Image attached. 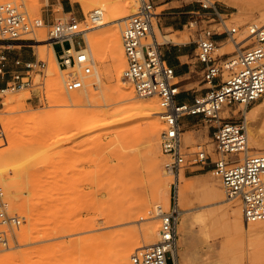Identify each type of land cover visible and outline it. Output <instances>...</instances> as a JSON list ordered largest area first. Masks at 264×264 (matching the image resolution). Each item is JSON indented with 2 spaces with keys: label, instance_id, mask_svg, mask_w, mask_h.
<instances>
[{
  "label": "rangeland",
  "instance_id": "obj_1",
  "mask_svg": "<svg viewBox=\"0 0 264 264\" xmlns=\"http://www.w3.org/2000/svg\"><path fill=\"white\" fill-rule=\"evenodd\" d=\"M23 1L31 17L44 19L40 26L34 28V33L29 34L37 40L38 38L43 40H33L31 46L18 51L26 59L42 57L47 60L49 45L46 39L49 26L54 18L69 17L70 14L65 13L64 9H67L70 3L73 5V13L80 20H88L90 12L99 8L86 10L80 2L74 0H48V2L38 0L39 10L32 11L30 8L32 0ZM122 1H130L131 12L136 8L137 0ZM217 1L223 16L228 17L226 21L228 27H240L236 34L237 40L246 35L245 27L248 24L262 23L260 12L264 10V0L252 5L239 0L238 6ZM169 7L168 4L157 6L158 16H164V11ZM162 21L163 18L158 17L161 33L156 39L160 44L167 41L164 35L169 31L162 25ZM106 26L110 25H98L92 28H95L94 30H89L101 48L104 47ZM81 27H84L83 23ZM212 27L218 25L213 24ZM121 28L122 26L120 30ZM189 31L186 27L184 32L186 39L189 37ZM222 42L223 45L216 49L215 55H233L238 52L237 44L232 38L227 37ZM249 42L242 43V46H246ZM69 45L70 43L66 41L56 43L54 47L56 51H60ZM93 58L96 67L102 70L104 84L99 89L100 93L93 94L92 100L88 103L68 106V111L61 113L67 106L63 107L61 102L52 98L53 90L49 86L51 75L47 71L44 78V95L47 99L39 101L41 87L37 85L40 82L38 77L34 78L35 85L32 88L6 92L1 97V102L3 101L0 103L1 124L4 125L9 119L18 121L17 127L10 130L13 132L0 130V153H14L11 154L12 156L5 154L8 157L4 165L14 171V174L7 179V183L10 186L11 183L13 184L15 193H12L15 195L4 189L1 182L0 189L5 193L9 211L20 215L22 222L19 227L7 228L9 245L0 244V256L7 254L9 250L19 252L22 249H25L26 256L23 260L8 259L9 261L0 264H106L104 255L107 245L112 247L134 243L133 252L136 248L144 247L143 227L152 223L159 228L160 223L159 217L146 218L148 211L158 204L167 210L173 204L175 197L181 210L180 219L185 217L188 225V235L184 239L179 233L178 250L181 264H264V223L255 225L246 222L240 201L227 197L221 180L209 168L190 171L196 168L190 166L182 169L184 178L179 186V193L182 190L180 194L175 176L164 173L166 156L160 147V132L164 123L159 115L161 108L157 97H140L134 90L133 100L145 103L153 101L151 103L156 105L157 115L162 123L157 149V160L164 179L161 185L162 199L159 202H151L143 211L139 210V203L144 195L152 196L154 182L148 167L150 149L146 141L145 124L141 119L133 117L128 121L124 120L125 122L119 121L120 123L112 125L110 123V126L109 124L106 126L108 121L102 119L103 124L97 125L98 128L94 127L79 133L78 128L82 124L80 121L65 128L67 130L62 128L65 120L74 113L81 114L83 116L81 120L84 122V116L98 115L101 112L106 115L104 118L112 120L113 113L124 104V101L118 97H106L116 85L114 76L106 74V70L113 66L112 59L101 60L97 55ZM125 65L124 59L122 71ZM96 67L87 77L88 79L94 78ZM62 75L63 72H59V77L62 78ZM122 77L132 85L130 81L124 79L123 73ZM20 94L25 96L22 101L24 106L19 105L20 107L13 112H3L10 103L5 99ZM261 101H264V97L252 102L248 109L255 107ZM24 114L30 115L28 117L30 120H26ZM101 116L102 114L99 115L100 118ZM232 116L238 120L241 118V113L236 112ZM23 125H27V128ZM188 129L182 137L189 151L194 150L198 143H205L210 150L213 148L208 124L203 122L199 128L191 126ZM248 146V151L264 150V115L253 123ZM108 173L113 174L111 178L108 177ZM16 183L18 187H14ZM215 189L220 190L223 196L217 197ZM167 196L170 199L168 204L164 201ZM233 210L241 211L240 220L244 227L250 229L248 233L241 232L234 225L237 215ZM26 214H30V217ZM141 216L145 218L142 219ZM26 221L29 225L31 223L30 227H33V230L29 229L22 239L20 229L25 226ZM1 228L6 226L0 225ZM71 240L75 242L77 240V243L72 244ZM180 241H183L182 245ZM9 247L11 249H8ZM71 260L74 263L70 262ZM110 264H113L112 259Z\"/></svg>",
  "mask_w": 264,
  "mask_h": 264
},
{
  "label": "built area",
  "instance_id": "obj_2",
  "mask_svg": "<svg viewBox=\"0 0 264 264\" xmlns=\"http://www.w3.org/2000/svg\"><path fill=\"white\" fill-rule=\"evenodd\" d=\"M160 1L137 0L135 11L124 21L121 39L126 61L122 71L124 78L132 83L138 96H155L159 100V114L164 123L160 132V147L166 156L164 169L178 177L185 167H196L190 171L209 168L221 180L227 197L240 201L246 222L264 221V152L247 153L245 124V110L264 97V24H248L246 35L237 40L240 27H228V17L219 10L218 1L197 0L203 12H193L187 27L199 32L197 59L204 63L203 80L208 87L192 102L176 103L179 90L174 68L167 63L161 44L151 36L154 19L159 17L156 8ZM69 14L66 19L54 18L47 37L58 67L63 70L67 92L81 89L84 79L96 67L84 33L102 21L104 11L93 9L88 20ZM42 20V17H31L23 0H0V103L6 92L32 88L35 77L40 79L37 83L41 87L39 101L47 99L44 78L48 61L38 57L26 59L18 52L36 40L29 34L42 24ZM213 24L218 27H212ZM221 35L232 38L239 45L236 54L215 55L220 42L216 37ZM245 40L250 42L242 46ZM66 41L69 46L55 50L56 43ZM240 105H243L238 110L241 118L237 120L232 115ZM226 108H230L229 113L222 116L221 111ZM189 115H201L203 122L208 124L213 142L211 150L205 143L196 144L192 151L185 146L182 119ZM158 212V240L136 248L130 256L131 264H176L181 213L176 197L167 210L160 205ZM21 222L20 215L9 211L5 193L0 189V225L6 226L0 229V244L9 245L8 229L19 227Z\"/></svg>",
  "mask_w": 264,
  "mask_h": 264
},
{
  "label": "bare ground",
  "instance_id": "obj_3",
  "mask_svg": "<svg viewBox=\"0 0 264 264\" xmlns=\"http://www.w3.org/2000/svg\"><path fill=\"white\" fill-rule=\"evenodd\" d=\"M74 1L80 2L81 5H83V7L86 10L92 9L95 7H99L101 9H103V11L105 10L104 11V17H103L102 21L99 22L98 24L92 26L88 30H86L84 33V37H85V41L87 43V49H88L90 55H92V56L97 55V57L100 58L101 60H104L107 58L112 59L113 66L111 68L108 67L109 69L106 70V74L110 75L111 77L114 76V78L116 79V85H114L115 87L113 88V90L111 91L110 94L106 95V97H118L124 101V104H122V106L120 107L119 110L116 109L118 111L113 113V117H112L113 119L112 120L109 119L111 122L108 119L104 118L105 114H103L102 112H101V114H102L101 118L99 117V115H101V114L93 115V116H87V117L84 116L85 122L83 120H81L83 118V116L81 114H75L74 113L73 115H71V117H69L68 119L65 120L66 122L63 123L64 125L62 128L63 129L69 128L70 126H73L76 123V121H80V123H82V124L78 128V133H79V132H82V131L96 127L97 125L102 123L101 122L102 119L108 121L107 124L104 121V125L106 124V126H107L109 124V126H110V123H111V125L114 123L117 124V122H119V121L125 122L124 120L128 121L129 119H131L133 117H139L141 119L142 123L145 124V132H146V137H147L146 141H147L149 149H150V152L148 151L150 153V156L148 157L149 158L148 167H149V171L151 174V179L154 182V191H153L152 196L149 197V195L148 196L144 195L143 198L141 197L142 200L139 203V207H138L139 210L140 211L146 210V208L148 206H150L151 202H159L162 199L161 185L163 184L164 179H163V176L161 173L160 163L157 160L158 136H159V131H160V127H161L162 123L160 122V119H159L160 114L157 115L158 110H157L156 105L151 103L153 101H151L150 103H145V102H137V101L133 100L134 88L128 82L124 81L123 77H122V68H123L122 63L124 62L125 55H124V50L122 47L120 26H122V28H123V22L125 21V19L129 15H131L135 11V9H133V11L131 12L130 7H132V5H131L130 1H122V0H74ZM219 1L224 2V3H228V4H232L235 6L239 5V0H219ZM260 1L261 0H244V2L248 3L249 5L255 4V3L260 2ZM46 2H48V0H46ZM242 2H243V0H242ZM39 6H40V4H39L38 0H32V4L30 6L32 11H38ZM260 19L262 21V24H264V10L262 12H260ZM155 21L156 22L153 23V30H152V34H151V36L153 38L159 37V35L161 33L160 32L161 29H160V26L158 24V18ZM108 24L110 26L109 27L106 26L107 28H105L106 36L104 38V47L101 48L99 46V42L97 40L93 39V36L91 35V32H89V30L90 29L94 30L95 28L94 29H92V28L96 27V26L98 27V25H108ZM164 38H165V40L169 41L170 39H172V35H168V34L164 35ZM42 40L43 39H39V38L37 40V38H36V41H42ZM248 41L249 40H245L243 43L248 42ZM222 45H223V43L219 44L218 49ZM236 47L240 48L239 45H236ZM40 58L44 59L42 57H40ZM47 61L49 63L48 68H47V72L50 73V75H51L50 79H49V86H50V89L53 90L52 91V93H53L52 98L54 99V101L61 102V104L64 105L63 107L67 106V108L63 109L61 111V113L68 111L67 110V109H69L68 106H72V105H76V104H82L83 105L85 103H88L89 101L92 100L93 94L100 93L101 90H99V89H101L103 87V84H104V80H103L104 78L102 77V74H101L102 70L100 71L96 67L97 71L95 72V76L93 79L92 78L91 79L90 78L84 79V85L81 89L67 93V91L65 92V90H64V84H63V79H62L63 77L62 78L59 77V72H63V70L59 69L58 64L55 60L54 50L51 46H48ZM24 98H25V96H23V94H20L19 96L5 99V100H7V102H10V103H9V106L3 112H13L18 107L24 106V104H22V101ZM117 100L119 101V99H117ZM17 102H18V104H16ZM1 103H3V101ZM242 107H243V105L238 106L237 108L234 109V112H238V110ZM107 110L105 112H107ZM229 110H230V108H226L222 111L224 112L225 115H227L229 113ZM160 111H159V113H160ZM222 111H221V114H222ZM103 112H104V110H103ZM224 114H222V116H225ZM24 115L22 116L23 118H24ZM262 115H264V101L259 102L255 107H252L250 109L247 108L245 110V124H246V128H247V134L249 137L251 136V133H252L253 123L257 119L261 118ZM25 117H27L26 118V120H27L28 117H30V115H28V116L25 115ZM160 117L163 118L161 115H160ZM16 119H17V117H16ZM26 120H23V121H26ZM28 120H30V119H28ZM1 121H2V118L0 117V130H2V131L13 132L10 130H13L14 127H17L16 122L18 120H14V119L10 120L9 119V120H7V122L5 121L4 125L1 124ZM81 121H83V122H81ZM137 121H138V118H137ZM17 124L20 125L19 123H17ZM22 124H24V123H22ZM23 126H25V125H23ZM25 127L27 128V125ZM96 128H98V127H96ZM65 130H67V129H65ZM17 131H19V130H17ZM75 132H76V130H75ZM249 137H248V140H249ZM114 148H116V147H114ZM248 149H249V146H248ZM259 152H264V150L261 149V150L247 151V153H249V154H256ZM5 154L11 155L14 153H8V152L0 153V182L2 183V186L4 187V189H7V191H11V194L13 195L15 193L14 188H12L13 184L11 183L12 186L8 185L7 179L9 177H11L12 174H14L13 173L14 171L12 169H10L9 167H6L4 165V162L8 157ZM114 170H115V168H114ZM164 173H168V172L166 171ZM111 175H113V174L108 173L109 178H111ZM183 178H184V175L182 173H180L178 175V177L177 176L175 177V183L178 187V189H177L178 193H179V186H180V183L183 180ZM118 180H119V178H118ZM14 185H16L14 187H18L17 183ZM71 186H72V184H71ZM102 186H104V184H102ZM180 189H181V187H180ZM180 191L182 192V190H180ZM12 192H14V193H12ZM67 193L69 194L70 192L67 191ZM215 193H216L217 197L223 196L222 192L218 189H215ZM16 196L18 197V195H16ZM12 199H13V197H12ZM164 201L166 204H168L170 202L169 196H167L164 199ZM160 205L161 204H158L153 209L149 210L146 218L159 217L158 209H159ZM77 206H79L78 203H77ZM233 211L237 215V217L234 221L235 222L234 225L236 226V228L241 230V232H247L248 233L250 229L247 227H244L243 224L241 223V220H240L241 211L240 210H233ZM233 211H232V213H233ZM26 216L30 217V214H26ZM141 218L144 219L145 217L141 216ZM94 219H96V218H94ZM81 220L83 221L82 218H81ZM118 220H120V219H118ZM250 223H255V225H256L259 223H264V221L250 222ZM30 225H31V223H30ZM30 225H29L28 221H26L25 226H23L20 229L22 239L25 237V234L28 233L29 229H30V231L33 230V227L31 228ZM178 230H179V233L181 234L183 239L188 235V225H187L185 217L180 219L179 225H178ZM143 233L145 236V242H144L143 246L146 247V246L153 244L156 241V238L159 235V228L157 225L149 223L147 226L143 227ZM104 234H106V233H104ZM98 238H100V237H98ZM21 241H23V240H21ZM107 242H109V241H107ZM73 243L74 244L77 243V240H76V242L72 241V244ZM101 243H102V241H101ZM182 244H183V241H180V245H182ZM105 246H106V244H105ZM108 246L109 245H107V247ZM107 247L105 248V255H104V258L106 260V264H110L111 259L113 260V264H131L130 256H131L133 249L135 247L134 243L133 244H127V245H116V246H112V247L110 246L108 248ZM8 249H11V248L9 247ZM25 254H26L25 249H22L19 252L18 251L15 252L14 250H9L7 252V254L0 256V263H4L5 261H9L8 259H13V260L16 259L17 260V258H20L21 260H23V259H25V256H26ZM175 256H176V264H181L180 259H179V250L178 249H177ZM102 260H103V258H102ZM70 262H72V260ZM72 263H74V262H72Z\"/></svg>",
  "mask_w": 264,
  "mask_h": 264
},
{
  "label": "crops",
  "instance_id": "obj_4",
  "mask_svg": "<svg viewBox=\"0 0 264 264\" xmlns=\"http://www.w3.org/2000/svg\"><path fill=\"white\" fill-rule=\"evenodd\" d=\"M168 4L164 11L162 25L167 28L172 39L160 45L162 53L169 65L174 68V78L179 92L175 97L176 103L192 102L198 94H203L208 84L203 80L204 63L197 59L198 31H189L188 39L184 32L193 12H203L197 0H161L157 5ZM64 5V4H63ZM65 13H73V5L64 9ZM159 24V23H158ZM201 26V25H200ZM222 44L226 35L216 37ZM187 118V120H186ZM201 115H189L182 119L183 133L189 127H201Z\"/></svg>",
  "mask_w": 264,
  "mask_h": 264
}]
</instances>
